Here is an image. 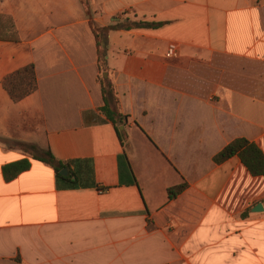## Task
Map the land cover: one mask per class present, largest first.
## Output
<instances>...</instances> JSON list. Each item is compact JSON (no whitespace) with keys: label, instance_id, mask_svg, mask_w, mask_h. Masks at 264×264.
Wrapping results in <instances>:
<instances>
[{"label":"crops","instance_id":"crops-1","mask_svg":"<svg viewBox=\"0 0 264 264\" xmlns=\"http://www.w3.org/2000/svg\"><path fill=\"white\" fill-rule=\"evenodd\" d=\"M89 7L102 27L164 23L109 33L103 73L124 124L101 111L82 1L0 0V264H264V175L214 160L240 137L264 153V0ZM29 64L38 89L15 102L4 80ZM17 141L50 149L70 180Z\"/></svg>","mask_w":264,"mask_h":264},{"label":"trees","instance_id":"trees-1","mask_svg":"<svg viewBox=\"0 0 264 264\" xmlns=\"http://www.w3.org/2000/svg\"><path fill=\"white\" fill-rule=\"evenodd\" d=\"M87 10V15L90 18V25L96 36L98 43L99 53V69L100 74L106 68V56L108 48V36L113 29H132V28H159L163 26V22H150V21H128L119 24L102 27L98 25L91 17L90 9L85 0H81ZM102 87V93L105 101V106L101 111L105 116L111 120L115 125L124 124L127 116L120 113L119 102L115 95L114 85L110 78L99 77ZM4 86L9 93L11 99L19 102L27 96L31 95L38 89V79L36 68L34 64L24 66L17 71L6 76ZM25 152L30 153L33 158L39 159L50 166H52L58 177L65 180H70L69 176L64 177L61 170L69 166V163L58 160L50 149L42 150L35 144L26 142H15ZM238 155L242 162L246 165L252 175H264V153L259 146L248 140L247 138L240 137L230 142L222 151H220L214 158L215 162L221 163L225 160ZM31 163L28 159L12 163L5 168V177L10 180L17 177L21 172L29 169ZM187 188V183L184 182L177 187H172L168 190L169 197L175 198L178 194Z\"/></svg>","mask_w":264,"mask_h":264},{"label":"water","instance_id":"water-1","mask_svg":"<svg viewBox=\"0 0 264 264\" xmlns=\"http://www.w3.org/2000/svg\"><path fill=\"white\" fill-rule=\"evenodd\" d=\"M61 174L63 175V176H67L68 175V170H67V168H64L63 170H61ZM261 211V210H263V205H262V203H259L257 206H256V208H255V211Z\"/></svg>","mask_w":264,"mask_h":264},{"label":"rangeland","instance_id":"rangeland-1","mask_svg":"<svg viewBox=\"0 0 264 264\" xmlns=\"http://www.w3.org/2000/svg\"><path fill=\"white\" fill-rule=\"evenodd\" d=\"M85 1H86V4H88V6H89V0H85ZM89 9H90V7H89ZM90 13H91V17L94 18V16H93L91 10H90ZM6 25H7V27H10V23H9V22H6ZM104 71H107V70H103L102 73L100 74V76H103V77H104V73H103ZM100 76H99V77H100ZM104 78H105V77H104ZM107 78H109V77H107Z\"/></svg>","mask_w":264,"mask_h":264},{"label":"built area","instance_id":"built-area-1","mask_svg":"<svg viewBox=\"0 0 264 264\" xmlns=\"http://www.w3.org/2000/svg\"><path fill=\"white\" fill-rule=\"evenodd\" d=\"M174 51H175V47L173 46V47H171V53L170 54H175Z\"/></svg>","mask_w":264,"mask_h":264}]
</instances>
